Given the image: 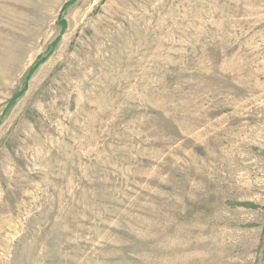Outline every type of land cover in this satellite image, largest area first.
<instances>
[{"label":"rangeland","instance_id":"rangeland-1","mask_svg":"<svg viewBox=\"0 0 264 264\" xmlns=\"http://www.w3.org/2000/svg\"><path fill=\"white\" fill-rule=\"evenodd\" d=\"M0 264H264V0H0Z\"/></svg>","mask_w":264,"mask_h":264}]
</instances>
